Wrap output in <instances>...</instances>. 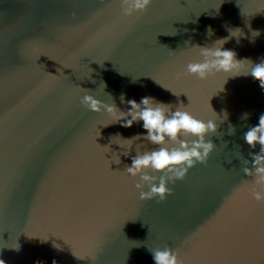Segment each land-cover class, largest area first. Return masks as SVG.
<instances>
[{"label":"water","instance_id":"1","mask_svg":"<svg viewBox=\"0 0 264 264\" xmlns=\"http://www.w3.org/2000/svg\"><path fill=\"white\" fill-rule=\"evenodd\" d=\"M227 28L244 33L223 46L238 60L264 58V0H152L133 17L119 0H0V260L153 264L150 249L169 247L181 264H264V202L242 171L259 151L243 135L264 112V92L251 75L177 76L199 59L188 47L211 46ZM121 93L217 125L206 162L168 184L163 201L141 200L124 173L134 150L110 168L101 147L142 133L140 123L100 127L103 113L80 104L91 94L124 110Z\"/></svg>","mask_w":264,"mask_h":264},{"label":"clouds","instance_id":"2","mask_svg":"<svg viewBox=\"0 0 264 264\" xmlns=\"http://www.w3.org/2000/svg\"><path fill=\"white\" fill-rule=\"evenodd\" d=\"M151 3L152 0H119L120 14L124 17H133L135 14L143 13ZM226 30L228 35L216 39L211 46L188 47L198 50L199 59L187 62L184 72L177 73V76H183L186 73L188 76L203 81L215 73L225 74L226 80L228 77L241 74L251 75L255 81H258L261 91L264 92V58L260 59L259 63H253L249 59L238 60L235 51L223 46L232 38H236L239 42V38L244 33L239 34L241 32L239 28H227ZM206 35L209 37L213 35L210 26L206 29ZM258 35V30L251 33L253 39ZM245 65L250 67L242 71ZM99 86H102L104 90L106 84L102 81ZM169 91L176 96V93ZM119 99L122 104H126V109L118 108L114 101L104 103L91 94H84L80 99V104L92 113H103L105 119L99 122L100 127L119 123L122 128H131L133 124L140 123L142 133L129 138L116 133L110 136L108 144L100 146L105 153H111V156L106 158L109 167L111 164L119 165L120 157H128L134 150L136 154L130 157V164L124 166V173L137 181L134 187L139 191L141 200L158 197L160 201H163L170 193L168 184L183 179L187 171L197 163L206 162L214 149V144L210 139H206V136L216 133L215 120L199 119L181 104L174 106L149 95L142 96L137 101L126 99L125 94L121 93ZM247 116L248 113H245L242 118L247 119ZM223 118H227L226 112ZM100 127H97V137L100 136ZM233 132L234 128L230 126L229 134ZM243 140L250 149H256L259 146L258 152L250 153L251 168L248 167L249 161L244 160L242 171L252 178L250 181L252 199L264 202V112L259 115L257 124L248 127ZM137 141L147 142L154 147L149 151H141L135 146ZM113 144L118 146V150L114 151L111 148ZM145 187L147 191L143 190ZM150 254L153 264H181L177 251L169 247L150 249ZM0 264H5V262L0 260ZM53 264L56 262L53 261Z\"/></svg>","mask_w":264,"mask_h":264}]
</instances>
